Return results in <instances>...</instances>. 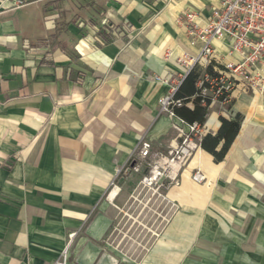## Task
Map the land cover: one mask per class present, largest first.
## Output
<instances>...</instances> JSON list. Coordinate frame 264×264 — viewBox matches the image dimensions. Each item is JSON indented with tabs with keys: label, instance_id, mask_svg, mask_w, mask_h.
Instances as JSON below:
<instances>
[{
	"label": "crops",
	"instance_id": "0c3cea01",
	"mask_svg": "<svg viewBox=\"0 0 264 264\" xmlns=\"http://www.w3.org/2000/svg\"><path fill=\"white\" fill-rule=\"evenodd\" d=\"M217 4L0 0V264H50L71 233L68 264H264V122L249 118L264 91H235L227 112L208 106L204 134L220 117L244 119L222 161L196 150L167 191L179 213L145 261L106 240L131 201L115 181L140 140L160 152L179 140L158 104L173 81L153 80L180 83L178 58L199 51L177 17L198 10L201 24ZM196 168L205 182L191 179Z\"/></svg>",
	"mask_w": 264,
	"mask_h": 264
},
{
	"label": "built area",
	"instance_id": "2783aa9c",
	"mask_svg": "<svg viewBox=\"0 0 264 264\" xmlns=\"http://www.w3.org/2000/svg\"><path fill=\"white\" fill-rule=\"evenodd\" d=\"M218 4L211 7L205 22L200 11L187 9L177 17V23L184 27L190 43H199V51L192 57L178 58L187 74L191 69H204L197 82L202 96L217 102L221 109L227 112L233 93L237 90L255 92L264 87V0H217ZM216 41L225 43L227 60L217 54ZM211 66L217 73L215 77L205 72ZM158 82H172L166 94L158 100L159 111L171 120V128L177 133L178 142L167 149L166 153L152 150L149 141L141 139L126 167L119 172L129 169L139 171L143 163L151 165L150 174L143 176L141 184L150 186L157 180L165 178L175 180L182 165L188 161L196 150L205 132V124L188 123L175 114V108L183 105L181 99L175 98L179 83L172 75L166 78L154 76ZM210 103V104H211ZM174 165H178L175 170ZM157 175L154 176V172ZM192 179L200 182L204 175L194 172ZM160 185L162 183L160 182ZM74 233L69 235L61 255L50 264H68V249Z\"/></svg>",
	"mask_w": 264,
	"mask_h": 264
},
{
	"label": "rangeland",
	"instance_id": "374dc122",
	"mask_svg": "<svg viewBox=\"0 0 264 264\" xmlns=\"http://www.w3.org/2000/svg\"><path fill=\"white\" fill-rule=\"evenodd\" d=\"M199 72L202 75L204 69L199 68ZM263 91L264 87L248 94L254 97L260 95ZM260 103L259 110L252 107V111H250L251 116L249 118L253 123L260 124L264 122V98H261ZM240 117L242 122L244 116L240 115ZM167 149L158 152L165 154ZM191 158L182 165L175 180L165 178L157 180L150 186L141 184L143 176L150 174L151 165H147L148 160L142 164L143 167L139 171L129 169L126 173L121 172L119 174L115 182L120 188V196L131 201L122 207L123 212L121 213L123 216L115 223L106 240L114 247L123 260L130 262L145 261L162 231L165 230L164 228H168L169 221L173 215L179 213L178 207L167 200V191L181 183L182 173ZM246 170L251 172L252 168L248 167ZM196 171L204 175L199 168L194 169L192 175ZM206 180L204 175V179L199 183H203ZM160 182L162 185H160ZM260 199L264 204V193ZM182 213L186 214L184 211ZM195 218H198L199 222V214ZM182 225L183 228L188 229L191 226L194 227V219L191 222L183 220Z\"/></svg>",
	"mask_w": 264,
	"mask_h": 264
},
{
	"label": "trees",
	"instance_id": "16d2710c",
	"mask_svg": "<svg viewBox=\"0 0 264 264\" xmlns=\"http://www.w3.org/2000/svg\"><path fill=\"white\" fill-rule=\"evenodd\" d=\"M205 72L215 77L216 72L211 66H207ZM200 72L196 68L191 69L180 81L175 92V98L181 99L183 105L175 108V114L188 123L197 122L203 124L206 119L207 109L211 99L202 96L197 86ZM192 104V107H188ZM241 124V117L236 114L233 119L220 117V125L215 134L205 133L200 142L201 149L211 154L215 162H220L225 157L230 145L236 137ZM222 142L219 149L218 146Z\"/></svg>",
	"mask_w": 264,
	"mask_h": 264
},
{
	"label": "bare ground",
	"instance_id": "6f19581e",
	"mask_svg": "<svg viewBox=\"0 0 264 264\" xmlns=\"http://www.w3.org/2000/svg\"><path fill=\"white\" fill-rule=\"evenodd\" d=\"M260 136V135H259ZM235 151V150H234ZM235 159V158H234ZM236 161V160H235ZM178 168V165H174V169L176 170ZM154 176H156L157 175V172L155 171L154 172V174H153ZM259 179V178H258Z\"/></svg>",
	"mask_w": 264,
	"mask_h": 264
}]
</instances>
